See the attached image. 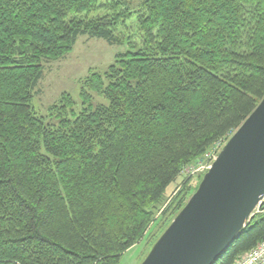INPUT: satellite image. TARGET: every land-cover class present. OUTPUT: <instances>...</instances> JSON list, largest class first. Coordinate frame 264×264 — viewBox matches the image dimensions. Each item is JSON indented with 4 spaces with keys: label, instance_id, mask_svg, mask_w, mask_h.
Here are the masks:
<instances>
[{
    "label": "trees",
    "instance_id": "obj_1",
    "mask_svg": "<svg viewBox=\"0 0 264 264\" xmlns=\"http://www.w3.org/2000/svg\"><path fill=\"white\" fill-rule=\"evenodd\" d=\"M133 1L0 0V264H118L163 224L154 244L197 187L168 188L264 97V0ZM82 35L125 50L39 115ZM263 239L252 217L214 264Z\"/></svg>",
    "mask_w": 264,
    "mask_h": 264
},
{
    "label": "water",
    "instance_id": "obj_2",
    "mask_svg": "<svg viewBox=\"0 0 264 264\" xmlns=\"http://www.w3.org/2000/svg\"><path fill=\"white\" fill-rule=\"evenodd\" d=\"M264 200V97L141 264H214Z\"/></svg>",
    "mask_w": 264,
    "mask_h": 264
},
{
    "label": "rangeland",
    "instance_id": "obj_3",
    "mask_svg": "<svg viewBox=\"0 0 264 264\" xmlns=\"http://www.w3.org/2000/svg\"><path fill=\"white\" fill-rule=\"evenodd\" d=\"M137 3V0L133 1L135 8ZM135 8L134 10L137 9ZM135 19L136 16L134 15V17L128 22L133 23L130 26L131 28H127L128 30L125 32V35L129 38H133V41L135 40L139 43L137 40V34H139V32H137L138 30L134 24ZM122 50H125V46L118 47L110 45L103 39L93 38L88 35L80 36L71 53L56 61L46 63L45 75L39 82L37 88L40 92L34 96L32 101V105L37 113L42 116H47L48 107L58 101L61 94L65 91H68L76 99H78L81 88L80 80L88 74L90 69L100 72L106 70L110 63L113 62L116 53ZM47 120H49V118H47L46 121ZM219 146L214 147V149L210 152H218L221 149ZM206 156L207 154H205V156L198 161L194 162L187 171H183L178 181L168 188V200L165 203L166 205L174 196L176 191L181 187L183 181L187 178L192 177V184H194L195 187L199 185V174L201 173L199 168L201 163L204 164L206 162ZM166 205H164V207ZM163 208L160 212H157L156 217L160 216ZM175 216L172 217L171 222ZM170 223L166 226V228L170 225ZM162 225L157 226L156 224H153L149 230L150 232H148L138 244L125 252L118 264H141L154 245V235L156 236L160 232ZM166 228L160 235H158L155 242L166 230ZM152 235L153 237H151Z\"/></svg>",
    "mask_w": 264,
    "mask_h": 264
},
{
    "label": "built area",
    "instance_id": "obj_4",
    "mask_svg": "<svg viewBox=\"0 0 264 264\" xmlns=\"http://www.w3.org/2000/svg\"><path fill=\"white\" fill-rule=\"evenodd\" d=\"M209 152L206 162L200 164L199 171L203 172L210 167L211 161L215 158V152ZM253 215L264 216V200L258 204ZM233 264H264V239L257 243L255 247L241 255Z\"/></svg>",
    "mask_w": 264,
    "mask_h": 264
},
{
    "label": "bare ground",
    "instance_id": "obj_5",
    "mask_svg": "<svg viewBox=\"0 0 264 264\" xmlns=\"http://www.w3.org/2000/svg\"><path fill=\"white\" fill-rule=\"evenodd\" d=\"M255 247V246H254Z\"/></svg>",
    "mask_w": 264,
    "mask_h": 264
}]
</instances>
